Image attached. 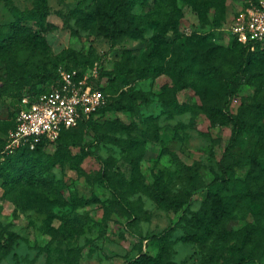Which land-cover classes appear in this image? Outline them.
I'll return each instance as SVG.
<instances>
[{
    "label": "rangeland",
    "instance_id": "rangeland-1",
    "mask_svg": "<svg viewBox=\"0 0 264 264\" xmlns=\"http://www.w3.org/2000/svg\"><path fill=\"white\" fill-rule=\"evenodd\" d=\"M35 1L0 0L12 40L0 49V148L19 94L73 68L71 54L108 107L45 146L66 159L44 181L0 180V264H264V51L235 35L253 0H139L129 17L141 33L115 39L100 26L116 0H47L45 15L17 21ZM148 64L160 71L137 75ZM206 205L226 209L209 229L196 220Z\"/></svg>",
    "mask_w": 264,
    "mask_h": 264
},
{
    "label": "built area",
    "instance_id": "built-area-1",
    "mask_svg": "<svg viewBox=\"0 0 264 264\" xmlns=\"http://www.w3.org/2000/svg\"><path fill=\"white\" fill-rule=\"evenodd\" d=\"M235 35L248 51L264 49V0L249 3ZM57 76V84L20 99L1 154L19 148L33 150L41 142L53 144L63 130L76 127L106 104L103 86L80 77L75 69L59 68Z\"/></svg>",
    "mask_w": 264,
    "mask_h": 264
},
{
    "label": "trees",
    "instance_id": "trees-1",
    "mask_svg": "<svg viewBox=\"0 0 264 264\" xmlns=\"http://www.w3.org/2000/svg\"><path fill=\"white\" fill-rule=\"evenodd\" d=\"M138 1L139 0H116V2L114 3L113 7L110 10V13H107L106 15H104V17H101L102 24L100 26V29L104 32V34L107 35L110 39L117 38V36L123 32L129 33L133 37L140 34L142 29L134 25L133 19L129 17L131 16L132 11L134 7L137 5ZM48 9L49 8H48L47 0H36L35 5L32 9L16 10V20L23 21L27 19H37L40 16L45 15L48 12ZM163 18L164 16L161 19L163 20ZM17 21L14 22V24H12V27L18 26ZM165 24H167V22H162V25ZM11 43L12 40L10 39V36L6 35L3 32H0V49L8 48ZM238 44L241 46L242 50L246 53L252 54V53L264 51V49H256L255 51H248L246 46L240 43ZM70 58L74 64L73 68H80L84 65L83 62H79L78 60H76V58L72 56V54ZM73 68H66V69H73ZM159 71L160 68L158 66H155L153 64H148L147 66L138 70L137 75L145 76ZM42 75H44L48 79L47 85L32 86L29 88L27 87L16 98V104L13 107L9 120L7 122L5 135L11 128L14 127V118H15V112L17 110V104L24 95H34L41 93L45 91L50 85L58 83L56 68L53 67L49 71H43ZM103 75L108 76L109 79H111L110 77L111 74L109 72H106ZM21 78L23 79V76H21ZM25 78L27 80H30L31 79L30 73H28L25 76ZM228 82L231 81L229 80ZM102 90L104 94L107 96L106 104L100 107L96 111V113H94L89 119L79 122V124L76 127L63 130L55 143L59 142L64 134L74 131L80 127L89 125L93 121V117L96 114L101 113L108 107V102H107L108 93L105 91L104 88H102ZM134 105L135 104L129 103L128 105L120 106L116 109L131 110L134 107ZM168 107L174 108L177 113H181L187 110L188 105L184 103L179 104L175 99H172L168 104ZM260 107L262 110H264V102L260 103ZM239 122L240 120L238 119V122L234 123L233 134L229 144L225 149L224 155H226L230 151L233 139L236 136V134L239 132ZM5 138L3 139L0 148V180L4 181L7 184L9 182H13V183H25V182H33V181L42 182L46 179L45 174H50V169L55 163L65 161L66 159V154L63 151H61V147H57L55 153L52 155L46 154L44 148L47 144L45 142L39 143L33 150H29L27 148H19L10 154H1V151L5 145ZM253 164L257 165V158L253 159ZM246 184L247 183L244 182L241 189L243 188L247 189ZM250 199L251 198L248 197L247 201H249ZM222 208L223 210L220 211L213 206L206 205V207L201 212L197 213L196 220L198 221L199 224L204 225L208 229L210 227L213 228L222 221L224 211H226L224 205L222 206ZM136 261L138 263L135 264H158V260L151 256L144 257V260L142 262H139V260ZM244 263H245V257L242 254L239 255L237 260L234 262V264H244Z\"/></svg>",
    "mask_w": 264,
    "mask_h": 264
}]
</instances>
